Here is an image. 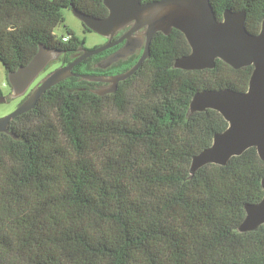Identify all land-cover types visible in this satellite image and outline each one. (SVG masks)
<instances>
[{
	"label": "trees",
	"instance_id": "trees-1",
	"mask_svg": "<svg viewBox=\"0 0 264 264\" xmlns=\"http://www.w3.org/2000/svg\"><path fill=\"white\" fill-rule=\"evenodd\" d=\"M211 2L219 19L225 9L244 10L247 30H261L264 0ZM63 8L109 12L104 0H0L6 73L29 63L41 44L67 54L85 45L72 30L69 42L55 34ZM190 52L179 29L159 31L150 57L115 93L83 90L88 81L71 76L11 121L20 139L0 133V264H264V224L238 231L245 204L264 196L256 147L189 177L193 156L228 127L217 110L189 116L192 97L246 91L254 67L217 59L213 69L175 68ZM137 60L129 56L113 71Z\"/></svg>",
	"mask_w": 264,
	"mask_h": 264
},
{
	"label": "water",
	"instance_id": "water-1",
	"mask_svg": "<svg viewBox=\"0 0 264 264\" xmlns=\"http://www.w3.org/2000/svg\"><path fill=\"white\" fill-rule=\"evenodd\" d=\"M104 3L109 12L103 18L72 8L86 28L106 37L103 45L91 49L81 45L79 49L82 53L69 64L48 72L28 94L40 73L64 51L41 44L29 63L7 72L11 93L1 95L0 102L27 96L17 109L0 117V133H8L16 140L20 139L11 129V121L33 110L47 90L71 76L108 83L100 90H94L97 95L115 93L120 84L138 71L150 57L152 39L156 33L161 31L169 35L173 29H179L187 38L191 52L177 57L175 68L194 71L213 69L217 59L236 69L248 65L254 67L246 91L231 88L204 89L192 97L188 107L189 116L207 109L217 110L228 121V127L215 134L209 147L193 156L189 169L190 179L203 166H226L233 156L243 155L251 147H256L258 156L264 161V20L261 30L251 33L246 28L244 10L225 9L222 19H219L211 0H104ZM123 30L125 32L117 38ZM123 41L125 43L120 48L96 65L108 69L142 50L136 63L126 71L105 75L73 70L90 56L101 54ZM262 185L264 189V176ZM245 210L246 217L238 231H256L264 224V196L257 203H246Z\"/></svg>",
	"mask_w": 264,
	"mask_h": 264
},
{
	"label": "rangeland",
	"instance_id": "rangeland-1",
	"mask_svg": "<svg viewBox=\"0 0 264 264\" xmlns=\"http://www.w3.org/2000/svg\"><path fill=\"white\" fill-rule=\"evenodd\" d=\"M62 13L64 15L65 20L61 22L56 28H55V34L58 38L61 39L64 34L68 35L69 30L74 31L80 38L85 40V47L86 48H95L103 45L106 42V37L98 34V32L95 31H85V27L83 25V20H81L79 17H77L72 9L63 8ZM63 63L62 55L60 54L59 57L52 61L47 68H45L36 81L34 82L33 87L29 88L27 94L34 89L36 84H38L41 79L48 73L51 72L52 69L61 66ZM88 81V80H87ZM8 76L6 73V70L4 68V65L0 63V91L3 93V96H7L11 93V86L9 84ZM107 86L101 84L100 86H96L97 90H100L102 87ZM27 95H24L20 98H13L6 102H0V117L7 115L11 113L13 110L17 109V107L20 105L22 100Z\"/></svg>",
	"mask_w": 264,
	"mask_h": 264
},
{
	"label": "flooded vegetation",
	"instance_id": "flooded-vegetation-1",
	"mask_svg": "<svg viewBox=\"0 0 264 264\" xmlns=\"http://www.w3.org/2000/svg\"><path fill=\"white\" fill-rule=\"evenodd\" d=\"M126 30V29H125ZM125 30H123L118 36H117V38L120 36V35H122L124 32H125ZM125 43V41H123V42H121L120 44H118L117 46H115V47H117V49L118 48H120L123 44ZM81 46V45H80ZM79 46V47H80ZM79 47L78 48H75V50H74V52L73 53H70V54H67L66 53V51L65 52H63V53H61V55H62V60H63V63H62V65H67V64H69L70 62H72L80 53H82V51L79 49ZM114 47V46H113ZM115 52V51H114ZM141 52H142V50H139L136 54H134V56L135 57H139L140 55H141ZM112 53V52H111ZM110 53V54H111ZM107 56V55H106ZM106 56H102L101 57V59H103V58H105ZM67 57L68 58H70V61L69 62H67ZM101 59H97V60H95V62L93 63V68H91V69H83L82 71L80 70V71H78L77 69H78V65L73 69L75 72H81V73H97V74H105V75H110V74H118V73H120V72H114L113 71V65L112 66H110L108 69H101V68H98L97 67V65L96 64H98V62L101 60ZM120 62V61H119ZM118 63V62H117ZM57 68V67H56ZM56 68H54V69H56ZM95 69H97V70H95ZM53 70V69H52ZM51 70V71H52ZM122 72V71H121ZM75 77H78V78H81V77H79V76H75ZM101 84H103V85H108V83H103V82H99V83H97V81H88V83H84V86L82 87V89L83 90H85V89H90V90H92L93 92H94V90H97V88H96V86H100ZM31 87H33V85H31ZM30 87V88H31ZM1 95H3V93L0 91V96Z\"/></svg>",
	"mask_w": 264,
	"mask_h": 264
},
{
	"label": "built area",
	"instance_id": "built-area-1",
	"mask_svg": "<svg viewBox=\"0 0 264 264\" xmlns=\"http://www.w3.org/2000/svg\"><path fill=\"white\" fill-rule=\"evenodd\" d=\"M70 37H71L70 35L64 34L63 37H61V39L66 41V42H69Z\"/></svg>",
	"mask_w": 264,
	"mask_h": 264
}]
</instances>
